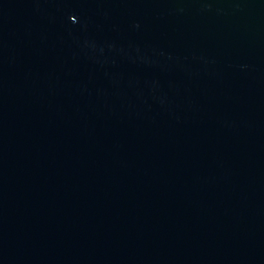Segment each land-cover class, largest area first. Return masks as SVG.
<instances>
[{
	"label": "water",
	"instance_id": "water-1",
	"mask_svg": "<svg viewBox=\"0 0 264 264\" xmlns=\"http://www.w3.org/2000/svg\"><path fill=\"white\" fill-rule=\"evenodd\" d=\"M0 264H264V0H0Z\"/></svg>",
	"mask_w": 264,
	"mask_h": 264
}]
</instances>
